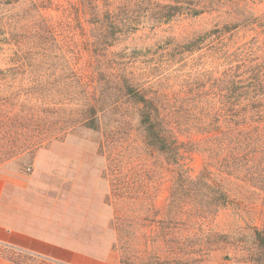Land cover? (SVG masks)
<instances>
[{
    "label": "trees",
    "instance_id": "trees-1",
    "mask_svg": "<svg viewBox=\"0 0 264 264\" xmlns=\"http://www.w3.org/2000/svg\"><path fill=\"white\" fill-rule=\"evenodd\" d=\"M263 4L0 0V165L75 127L101 132L108 116L117 127H110L101 149L110 204L119 207L111 227L120 264H152L138 249L139 205L146 242L153 217L156 239L170 245L167 257L174 261L182 250L174 232L234 208L253 230L251 264H264ZM206 15L217 21L204 32L172 34L165 47L151 41L126 46L119 55L117 48L142 31ZM85 24L88 36L80 42L75 30ZM157 45L169 58L181 49V61H170L167 88L161 65L138 66ZM195 54L204 63L193 69L186 63ZM129 108L138 117L135 127ZM123 126L135 136L129 132L118 143L114 131ZM197 157L203 164L196 174ZM159 197L166 206L156 209Z\"/></svg>",
    "mask_w": 264,
    "mask_h": 264
},
{
    "label": "rangeland",
    "instance_id": "rangeland-1",
    "mask_svg": "<svg viewBox=\"0 0 264 264\" xmlns=\"http://www.w3.org/2000/svg\"><path fill=\"white\" fill-rule=\"evenodd\" d=\"M263 6H259L258 9H262ZM216 21L215 17L208 15L194 19H179L156 31H142L128 40L125 45L119 46L117 50L120 52L119 55H123L128 51L124 50L126 46L128 48L141 46L149 41L161 43L163 46L172 34L193 37L211 28ZM75 32L77 33L75 37L80 42L84 41L88 36V25L85 24L82 29L78 28ZM158 48L157 45L151 53L140 58L139 61L145 63L138 64V66L141 65L142 68L161 65L164 68L162 73L165 76L162 84L167 88V83L172 77H170V73H172L170 61L174 56V62L181 61L182 56L179 55L181 49H178L174 56L169 58L162 54L164 52ZM190 58L186 63L190 68L200 67L204 63V59L198 54ZM183 60L185 62L186 58ZM154 89H158V87H154ZM128 110L131 111L130 117L132 115V125L135 127L138 123L135 109L129 108ZM111 126L117 127L112 123V118L106 116L103 118L101 132L85 127H75L64 138L48 143L36 153H24L9 162L27 178H34L38 184L44 186L46 189L44 196L54 199L55 217L60 219L62 225H68L71 233L85 235L98 254H104L105 248L108 247L109 256L116 257L120 261L121 257L118 252L111 249L116 238L111 221L115 210L119 207L110 204V183L106 175L108 160L101 149ZM129 132L135 134L133 129L128 131L124 126L119 130L116 128L114 136L117 142L121 143ZM38 154L40 158L36 163ZM202 164V159L198 157L192 163L193 171L196 174L201 170ZM163 190L166 192L165 188ZM45 202L49 203L47 199ZM156 206V209L166 206L164 197L157 199ZM143 207V205L138 207L141 211L137 227L140 258L150 256L152 264H251L249 251L253 246V230L249 222L246 221V217L243 214L239 216L236 209L223 210L215 220L203 223L189 221L187 226L174 232L172 237L181 240L179 247L182 248L180 260L174 261L167 257L172 254L169 249L170 245L167 243L163 245L156 239L159 232V222L156 221L158 215L155 219L157 226L152 222L153 217L149 220L152 227L147 229L150 238L146 242ZM144 252H147V255ZM0 253L20 264H58L2 247H0Z\"/></svg>",
    "mask_w": 264,
    "mask_h": 264
},
{
    "label": "crops",
    "instance_id": "crops-1",
    "mask_svg": "<svg viewBox=\"0 0 264 264\" xmlns=\"http://www.w3.org/2000/svg\"><path fill=\"white\" fill-rule=\"evenodd\" d=\"M45 192L9 161L0 165V247L58 264H120L109 256L108 247L98 254L85 235L62 225L55 217L54 199L46 198ZM0 264L20 263L0 253Z\"/></svg>",
    "mask_w": 264,
    "mask_h": 264
}]
</instances>
